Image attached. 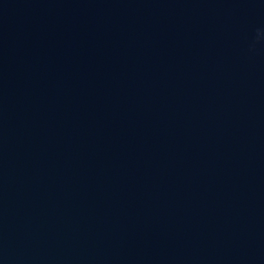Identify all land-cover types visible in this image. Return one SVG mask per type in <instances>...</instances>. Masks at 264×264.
Returning <instances> with one entry per match:
<instances>
[{"label": "water", "instance_id": "obj_1", "mask_svg": "<svg viewBox=\"0 0 264 264\" xmlns=\"http://www.w3.org/2000/svg\"><path fill=\"white\" fill-rule=\"evenodd\" d=\"M0 264H264V0H0Z\"/></svg>", "mask_w": 264, "mask_h": 264}, {"label": "clouds", "instance_id": "obj_2", "mask_svg": "<svg viewBox=\"0 0 264 264\" xmlns=\"http://www.w3.org/2000/svg\"><path fill=\"white\" fill-rule=\"evenodd\" d=\"M258 39H259V37H258Z\"/></svg>", "mask_w": 264, "mask_h": 264}]
</instances>
